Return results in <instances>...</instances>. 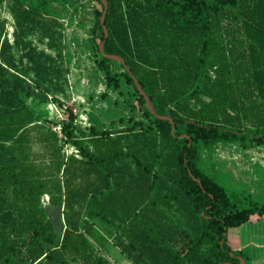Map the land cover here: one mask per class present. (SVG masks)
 Here are the masks:
<instances>
[{"label":"trees","instance_id":"16d2710c","mask_svg":"<svg viewBox=\"0 0 264 264\" xmlns=\"http://www.w3.org/2000/svg\"><path fill=\"white\" fill-rule=\"evenodd\" d=\"M51 1L7 0L14 42L0 17V264H249L235 234L264 202L221 181L201 147L264 145V0H107L104 23L103 2L97 62L108 86L134 85L147 120L72 119L67 138L40 118L69 82L62 51L28 38L63 37Z\"/></svg>","mask_w":264,"mask_h":264},{"label":"rangeland","instance_id":"374dc122","mask_svg":"<svg viewBox=\"0 0 264 264\" xmlns=\"http://www.w3.org/2000/svg\"><path fill=\"white\" fill-rule=\"evenodd\" d=\"M51 2L56 15H47L46 18L58 21L57 27L63 32V37H58L57 45L52 46L37 28L29 32L28 38L53 55L61 49L69 82L64 93L56 94L61 103L51 98L50 102L40 107L41 120L53 126L61 138H67L62 130L64 122L72 119L74 124L86 130L91 124L113 128L133 123V120L146 121L134 85L123 79L118 89L108 86L106 72L97 62L99 53L93 39L94 25L96 10H102L104 0ZM0 17L6 21L5 35L14 42L16 24L7 0H0ZM58 42L62 44L59 46ZM15 51L17 56L22 52L17 46ZM111 68L119 72L123 70L117 63H112ZM121 116L124 119H120ZM74 132L80 134L78 129H74ZM64 150L70 153L77 151V148L72 143L65 142ZM201 152L204 166L226 185L238 192H251L264 202V145L245 148L239 142H220L201 147ZM96 226L109 237L110 232L117 231V228L106 222L98 221ZM235 236L241 246L248 250L249 264H264V216L243 225L240 233ZM240 264H245L243 259Z\"/></svg>","mask_w":264,"mask_h":264},{"label":"water","instance_id":"95a60500","mask_svg":"<svg viewBox=\"0 0 264 264\" xmlns=\"http://www.w3.org/2000/svg\"><path fill=\"white\" fill-rule=\"evenodd\" d=\"M104 2H105V5H106V6H105V10H104V12H103V15H102V17H101L103 23L105 22V13H106L107 10H108V1H107V0H104ZM104 28H105V30H106V35H108V28H107V26L104 25ZM104 43H105V41L101 42V44H100V49H101V51H102L103 54H105V55H107V56H109V57H111V58H116V59L122 60L123 62L125 61L124 58H123L121 55H119V54L106 53V52H105V48H104ZM127 68H129V67H127ZM135 78H136V77H135ZM136 84H137L139 90H140V91L146 96V99H147V106H148L153 112H156L155 106H154L152 100L150 99V96L146 93V91H145L144 88L142 87L141 82L139 81L138 78H136ZM160 116H161L162 118H170V120H172V117H171L169 114L160 115ZM243 260H244V259H243ZM244 263H245V261H244Z\"/></svg>","mask_w":264,"mask_h":264},{"label":"built area","instance_id":"2783aa9c","mask_svg":"<svg viewBox=\"0 0 264 264\" xmlns=\"http://www.w3.org/2000/svg\"><path fill=\"white\" fill-rule=\"evenodd\" d=\"M46 198L48 199V196Z\"/></svg>","mask_w":264,"mask_h":264}]
</instances>
